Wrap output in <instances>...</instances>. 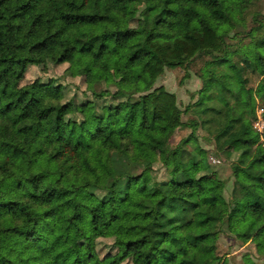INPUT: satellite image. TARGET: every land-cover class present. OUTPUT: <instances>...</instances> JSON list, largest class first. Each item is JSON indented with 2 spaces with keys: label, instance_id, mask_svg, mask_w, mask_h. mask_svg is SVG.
<instances>
[{
  "label": "trees",
  "instance_id": "obj_1",
  "mask_svg": "<svg viewBox=\"0 0 264 264\" xmlns=\"http://www.w3.org/2000/svg\"><path fill=\"white\" fill-rule=\"evenodd\" d=\"M248 2L0 0V264H90L87 254L92 264H222L223 215L264 255V134L250 120L258 99L264 107L263 23L243 63L227 43ZM203 53L217 60L202 100L224 102L216 141L240 152L230 200L211 185L204 149H166L185 122L177 94L156 84ZM110 61L121 87L98 92L95 71L110 79ZM41 62L68 63L94 98H67L54 80L25 83ZM141 146L160 150L166 180L151 175Z\"/></svg>",
  "mask_w": 264,
  "mask_h": 264
},
{
  "label": "rangeland",
  "instance_id": "obj_2",
  "mask_svg": "<svg viewBox=\"0 0 264 264\" xmlns=\"http://www.w3.org/2000/svg\"><path fill=\"white\" fill-rule=\"evenodd\" d=\"M139 16L132 21V26L138 25ZM258 22L263 23V27L257 35L264 36V0H249L247 8L243 12L242 21L236 26V37L227 38L230 50L233 52L235 60L243 63L244 54L242 48L253 43V37L248 33ZM213 54L203 53L190 62L185 68L167 69L160 77L156 86H165L170 92L176 93L178 103L183 110V120L185 125L178 128L170 137L166 144V149L173 151L179 146H183L191 151L198 147L205 151V162L208 166L206 172L210 176V183L217 189H222L227 199L230 200L235 187L234 164L238 162L240 152L231 146L220 147L215 135L223 127L226 117L217 114V110L223 107L220 96L202 100L204 93H209L208 80L213 74L211 62L216 61ZM219 73L227 70L226 64L216 65ZM68 63L54 64L41 62L31 65L24 80L25 83L41 80H50L62 84L67 92V98H76L78 101L93 99V90L88 87L83 77H71L67 72ZM111 71L108 74L110 79L106 80V73L103 70L95 71V90L100 92L103 89L116 91L122 80V76L117 74V64L110 61ZM244 78L248 79L246 86L256 89L261 78L253 74V69L249 68L244 73ZM253 106V102L251 103ZM250 120L255 129L264 134V107L260 99L257 100L256 118L253 115ZM191 138L189 141L187 139ZM264 141V139H263ZM140 150L151 158V175L156 181L167 179L168 170L161 159L160 150L153 146H141ZM135 173H141L144 165L134 167ZM220 236L217 241L218 253L222 258V264H247L248 260L255 263L264 264V255L257 251L254 241L243 242L239 240L229 229L228 219L222 216L219 222ZM111 244V239H100V248L107 252ZM88 262L92 264L93 258L87 254Z\"/></svg>",
  "mask_w": 264,
  "mask_h": 264
}]
</instances>
